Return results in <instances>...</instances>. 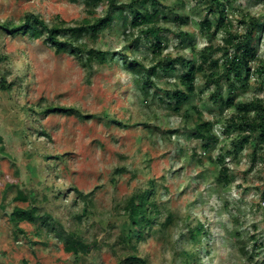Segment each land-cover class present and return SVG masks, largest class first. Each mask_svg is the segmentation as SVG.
<instances>
[{"label":"rangeland","instance_id":"obj_1","mask_svg":"<svg viewBox=\"0 0 264 264\" xmlns=\"http://www.w3.org/2000/svg\"><path fill=\"white\" fill-rule=\"evenodd\" d=\"M156 1L112 0L124 7L129 27L135 12H156L155 35L130 27L126 40L116 13L108 28L78 39L107 53L102 65L56 54L45 33L34 39L0 30V264H129L130 257L148 264H264V140L253 134L244 142L248 134L230 123L238 104L264 101L255 72L264 65V0ZM110 2L0 0V25L18 26L31 15L48 28L91 25L110 14ZM254 25L249 78L225 107L222 66L231 51L224 41ZM202 54L218 62L212 69L223 102L212 101L215 86L205 82L204 65L194 94L175 110L166 95L181 88L182 61L197 67ZM130 61L156 67L146 90L125 68ZM46 107L73 112L45 114ZM199 123L210 124L212 138L207 131L197 138ZM146 192L151 224L138 234L128 203ZM16 208L33 212V221L16 225ZM70 233L85 252L64 251Z\"/></svg>","mask_w":264,"mask_h":264},{"label":"trees","instance_id":"obj_2","mask_svg":"<svg viewBox=\"0 0 264 264\" xmlns=\"http://www.w3.org/2000/svg\"><path fill=\"white\" fill-rule=\"evenodd\" d=\"M100 1V0H97ZM110 14L105 18L97 20L96 23L89 24L87 21L81 26L78 27H67V28H58L52 27L48 28L45 23L40 20L38 17L31 15L27 17L23 24L18 26H13L9 24L0 25V30L6 32L9 35L23 34L28 35L34 39L40 38L44 33L46 38L44 43L51 49L54 50L56 54H61L65 52H70V54L76 56L79 61L87 66L92 64L91 62H97L98 64H104L106 62L107 53L102 51H95L93 48H89L85 43H79L78 39L83 38L88 34L95 35L99 30L108 28L111 25V22L115 18L121 21L122 36L127 40L128 37L132 36L130 27H141L146 26L145 36L148 34L155 35L157 34V29L150 27L154 23L157 13H145L135 12L132 21L130 22V27L128 26V21L123 15V6L115 5L112 0H110ZM151 3L154 5L157 3L156 0H151ZM203 26H206L207 23L203 22ZM251 27L241 36H232L229 35V39H225V46L227 52L231 53L226 56L225 61L223 62V77L225 78V83L228 85L229 92L227 93V99L224 102V106L233 105L234 92L238 88L237 84H240V87L246 85L247 79L250 75V64L255 60L256 55L255 51L251 45V40L253 37V31L255 29ZM129 29V31H128ZM64 37L67 39H58L59 34L63 33ZM153 51L155 54H159L162 50L160 38L156 37L155 43L152 44ZM127 64V65H126ZM186 71L180 77V87L177 88L171 93H167L169 104H172L175 110H179L181 106L189 99L191 95L195 92V81L197 75L205 71L204 65L210 70V73L206 75L205 82L207 84H212L215 86V91L212 94V101L215 104L221 105L223 100L218 88V78H215L217 75L212 68H218L217 61H208V56L205 54L201 55V61L199 66H195L191 62L182 61ZM208 64V65H207ZM210 65V66H209ZM125 68L132 70L135 77H137V82H141V89L146 90L145 85L150 82L151 77L156 74V67H151V69L145 70L143 65L138 61L125 62ZM166 68H171L168 64ZM259 78H261L262 84L264 86V65H259L258 69L255 70ZM205 74L203 73V76ZM218 76V75H217ZM151 83V82H150ZM147 92V91H146ZM145 92V94H147ZM43 112L45 114L59 113L63 115H69L73 112L72 108L67 107H46ZM252 114V116L250 115ZM232 124L245 132L248 135L244 136L242 140L247 142L248 139L256 134L258 138L264 140V101L260 99H254L250 102L240 103L236 106V114L231 118ZM206 132V136L212 138L210 135V124L209 123H199L196 125L195 134L197 138H205V135L202 133ZM207 137V138H208ZM227 172L228 170L223 168L220 173V178L224 182L227 181ZM149 195L150 193L146 192L142 195L132 198L128 203V212L131 219L132 227L135 229L136 233H140V228L142 224L150 225L151 221L149 219L148 212L149 210ZM18 200H23L22 197H18ZM12 220L17 225L19 221H33V212L23 210L21 208H16L12 215ZM197 233H192L190 237V242L194 245L198 243L197 236L199 235V228L196 230ZM87 250L86 245L83 241L77 237L76 234L70 233L64 240V251L70 254H79ZM126 262L131 264H148L146 260L139 257H130L126 259Z\"/></svg>","mask_w":264,"mask_h":264}]
</instances>
